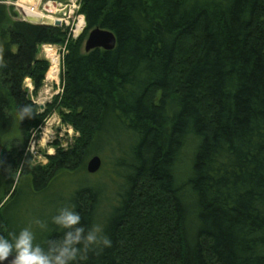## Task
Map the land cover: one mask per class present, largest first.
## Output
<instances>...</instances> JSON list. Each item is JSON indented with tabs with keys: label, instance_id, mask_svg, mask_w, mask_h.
<instances>
[{
	"label": "trees",
	"instance_id": "1",
	"mask_svg": "<svg viewBox=\"0 0 264 264\" xmlns=\"http://www.w3.org/2000/svg\"><path fill=\"white\" fill-rule=\"evenodd\" d=\"M7 1L0 235L14 233L7 207L22 186L37 196L62 175L91 178L87 163L99 154L110 169L102 143L123 134L112 196L66 187L82 223L102 225L111 240L76 264H264V0H80L86 27L76 40L64 27L23 20ZM95 28L115 35L114 50L84 52ZM47 44H66L67 53L62 92L40 112L24 83L42 86L49 63L38 52ZM25 104L31 117L20 121ZM54 109L79 136L33 167L24 148ZM15 128L21 141L9 147ZM59 234L55 227L45 241Z\"/></svg>",
	"mask_w": 264,
	"mask_h": 264
},
{
	"label": "rangeland",
	"instance_id": "2",
	"mask_svg": "<svg viewBox=\"0 0 264 264\" xmlns=\"http://www.w3.org/2000/svg\"><path fill=\"white\" fill-rule=\"evenodd\" d=\"M16 1V0H15ZM14 0H8L6 3L8 5H13L15 7ZM25 1V7L35 6L36 9L42 12L47 19L50 17H62L69 13V7L65 5L66 0H23ZM53 3V8H49L48 5ZM14 12L20 13L18 10L14 9ZM79 16V12L76 13L75 17ZM75 24H77V19L75 20ZM80 21H83L81 19ZM86 24V23H85ZM86 26V25H85ZM68 35V33H67ZM38 56L40 58L43 57L42 48H39ZM189 55V51L184 47V49L180 50L179 56L177 58L176 68H180L182 65V59L185 56ZM62 62L61 60V70H62ZM45 81V80H44ZM42 83L40 89L34 92V86L32 85V81L30 79L25 80V87L29 91L30 99L39 107V111H45L46 107L53 102L55 97L61 94L62 92V82H61V73L59 77V85L52 86L51 82ZM47 81V80H46ZM30 87L32 89H30ZM52 89V90H51ZM48 90V91H47ZM159 94H157L158 96ZM41 106L44 107L41 110ZM17 128V127H16ZM15 128L13 134L6 140V143L9 147L18 146L21 141V137ZM78 132L70 125L66 123L62 116L59 113L58 109H54L50 116L47 118L45 123L38 128L35 132L31 134V137L24 148V155L26 160L30 163L31 166H43L47 165L50 156L54 155L59 149H68L72 147L75 143V140L78 138ZM128 140L122 134L116 140H105L102 143L103 151L106 152L107 158L110 159V169H108V160L106 159V163L104 164L103 157L101 154L99 156L103 160V166L101 171L98 174L91 175H62L59 177L52 189H47L37 196L33 195L29 192V188L27 185L22 186L19 189V193L16 195L14 199L10 201L7 207V215L11 218L13 222V232H17L20 228L27 225L34 218H40L43 220H49L52 215H54L57 209L65 204H68L69 196H65L66 187L73 181L76 184V188L83 187L86 185H91L94 189L99 190L101 195L104 197H110L115 192L116 188L111 180H113V175L110 172L115 169V172L118 171V165L123 162L121 158L126 153L121 150L118 153V147L125 149L127 147ZM123 151V152H122ZM187 156L185 159L187 160ZM105 159V158H104ZM112 166V167H111ZM122 169V168H121ZM102 172H104L102 174ZM15 186L12 187L11 190H14ZM29 190V191H28ZM75 188L71 191L73 192ZM12 193V192H11ZM71 194V193H70ZM69 194V195H70ZM10 197V196H9ZM8 199V198H7ZM6 199V200H7ZM5 200V201H6ZM18 222V223H17ZM55 225L49 223V228L46 232H41L39 230L36 231V240L38 243H44L45 237L55 228Z\"/></svg>",
	"mask_w": 264,
	"mask_h": 264
},
{
	"label": "clouds",
	"instance_id": "3",
	"mask_svg": "<svg viewBox=\"0 0 264 264\" xmlns=\"http://www.w3.org/2000/svg\"><path fill=\"white\" fill-rule=\"evenodd\" d=\"M31 106L22 105L17 118L23 121L31 117ZM49 223L55 225L60 234L43 244L36 240V231L46 232ZM111 246L110 238L100 224L90 227L82 223V217L72 205L57 209L49 220L34 218L11 236L0 235V264H76L92 249Z\"/></svg>",
	"mask_w": 264,
	"mask_h": 264
},
{
	"label": "built area",
	"instance_id": "4",
	"mask_svg": "<svg viewBox=\"0 0 264 264\" xmlns=\"http://www.w3.org/2000/svg\"><path fill=\"white\" fill-rule=\"evenodd\" d=\"M66 7H69V13L65 16L62 17H55L51 18V21H60L61 22V27H64L67 30L68 33V39L76 40L78 39L83 31H78L77 29V24L79 22V19L82 18L85 20L84 16L79 14L78 17H75L76 13L79 12L80 10V0H66ZM16 9L20 13V17L25 20H35L39 21L40 24H46L48 20L45 15L38 11L35 6H31L26 8L25 7V1L23 0H16L14 2ZM39 16V17H36ZM77 19V24H75V21ZM67 44V43H66ZM66 44L64 46H59V45H42V53H43V59H45L49 63V70L45 76V81L44 83L51 82L52 86L54 85H59V77L61 73V60H63L64 56L67 53L66 50ZM50 51V53H48ZM50 54V57L48 56ZM54 58L57 59L58 67L55 69H52L54 67ZM53 70V71H51ZM47 80V81H46ZM30 89H32L30 87ZM52 90V89H51ZM48 91V90H47Z\"/></svg>",
	"mask_w": 264,
	"mask_h": 264
},
{
	"label": "water",
	"instance_id": "5",
	"mask_svg": "<svg viewBox=\"0 0 264 264\" xmlns=\"http://www.w3.org/2000/svg\"><path fill=\"white\" fill-rule=\"evenodd\" d=\"M28 22L31 23H39V21L35 20H28ZM47 25H54L56 27H61L60 21H51L48 20ZM116 47V37L115 35L108 30H104L101 28H95L92 31L89 32L85 42H84V52L89 53L92 50L95 49H103L106 51L114 50ZM41 110L44 109L43 106L40 107ZM102 167V160L99 156H93L87 163V172L90 175L97 174ZM11 260V256L9 257V260L5 261L4 264H9Z\"/></svg>",
	"mask_w": 264,
	"mask_h": 264
},
{
	"label": "bare ground",
	"instance_id": "6",
	"mask_svg": "<svg viewBox=\"0 0 264 264\" xmlns=\"http://www.w3.org/2000/svg\"><path fill=\"white\" fill-rule=\"evenodd\" d=\"M48 7L51 9V8H53V3H50L49 5H48ZM53 9H55V8H53ZM82 18H80L79 19V22H78V24H77V29H78V31H83V29H85V20H83V21H80ZM52 21H54V20H52ZM48 53H50V51H48ZM49 57H50V54L48 55ZM54 67L52 68V69H56L57 67H58V63H57V59L56 58H54ZM51 71H53V70H51Z\"/></svg>",
	"mask_w": 264,
	"mask_h": 264
}]
</instances>
